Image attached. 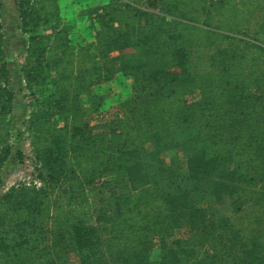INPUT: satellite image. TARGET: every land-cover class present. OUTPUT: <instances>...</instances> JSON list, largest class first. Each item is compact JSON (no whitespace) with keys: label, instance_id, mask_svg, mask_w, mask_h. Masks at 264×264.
I'll list each match as a JSON object with an SVG mask.
<instances>
[{"label":"trees","instance_id":"trees-1","mask_svg":"<svg viewBox=\"0 0 264 264\" xmlns=\"http://www.w3.org/2000/svg\"><path fill=\"white\" fill-rule=\"evenodd\" d=\"M16 11L41 185L0 195V264H264V0H109L81 9L77 42L58 0ZM3 39L0 21V127L14 100ZM192 50L207 52L199 72ZM121 77L131 95L104 108L93 90ZM171 150L208 183L205 207L150 183Z\"/></svg>","mask_w":264,"mask_h":264},{"label":"rangeland","instance_id":"rangeland-1","mask_svg":"<svg viewBox=\"0 0 264 264\" xmlns=\"http://www.w3.org/2000/svg\"><path fill=\"white\" fill-rule=\"evenodd\" d=\"M61 6L63 19L68 21L76 19L75 12L81 11V8L89 1L97 0H58ZM93 1V2H92ZM106 3L109 0H101ZM2 4L1 25L3 29V46L8 61V67L11 73L10 88L14 92V100L12 102V110L7 122L0 127V146H7L10 155L1 168V170H12L11 175L5 174L0 177V187L3 184L4 189L10 188L12 185L22 183L27 178L26 163L24 156L26 145L29 142V133L27 131V116L29 112V99L25 95L23 89L22 77L19 72V65L25 48L26 37L21 35L18 29L16 0H0ZM80 9H79V8ZM93 7V6H92ZM83 9V8H82ZM78 17V15H77ZM64 19V20H65ZM79 28V32L77 31ZM80 31H86L83 23L74 26L72 39L79 41L84 39V35ZM207 52L202 50H192L188 55V68L191 72H199L206 66ZM132 83L129 78H116L105 82L103 85L95 88L93 94L101 96L104 108L114 106L119 100L128 98L131 95ZM83 105H88V97L81 98ZM148 150H146L147 152ZM177 151H166L162 154L168 169L164 171V176H158L157 169L148 170L150 183L159 186L168 185V191L177 194H185L188 204L191 207H205L210 200V188L205 181H192L187 179L182 170L177 169V165L182 160ZM234 166L230 167L233 168ZM225 171V170H223ZM6 181V182H5ZM6 189V190H7ZM4 190V191H6ZM221 215L229 216L227 206L219 207ZM213 247L207 246L205 254H210ZM152 263H160L161 252L157 248H153L150 252Z\"/></svg>","mask_w":264,"mask_h":264},{"label":"built area","instance_id":"built-area-1","mask_svg":"<svg viewBox=\"0 0 264 264\" xmlns=\"http://www.w3.org/2000/svg\"><path fill=\"white\" fill-rule=\"evenodd\" d=\"M24 156L26 157L25 163H26V172H27V178L22 180V184L25 185H34L36 187H40L41 183L37 178V174L34 170V167L32 165V154L30 151V146L29 144L26 145Z\"/></svg>","mask_w":264,"mask_h":264},{"label":"crops","instance_id":"crops-1","mask_svg":"<svg viewBox=\"0 0 264 264\" xmlns=\"http://www.w3.org/2000/svg\"><path fill=\"white\" fill-rule=\"evenodd\" d=\"M93 2V1H92ZM108 2V1H107ZM106 2V3H107ZM105 4V3H104ZM99 5H103V2L101 1V0H97V1H95V2H93V4L89 1V3H86L85 5H83L82 6V8H84L85 6H88V7H94V6H99ZM79 8V7H78ZM81 8V9H82ZM80 9V8H79ZM79 12L80 11H78V13H77V11L75 12V15L74 16H76V19H75V21L76 22H74V20H72V21H68V20H66L65 18V22L66 23H68L69 25H72V26H76L77 24H81V23H83L84 25H85V27H87V23L84 21V19L83 18H81V17H79ZM77 15H78V17H77ZM77 31L79 32V28H77ZM80 34H83V35H85V34H88V31H84V32H82V31H80ZM90 35V34H89ZM80 41V40H79ZM11 171L12 170H0V177L3 175H5V174H7V175H11ZM6 182V181H5ZM4 185L3 184H1V187H0V195L2 194V193H4L5 191L4 190H6V189H4V187H3Z\"/></svg>","mask_w":264,"mask_h":264}]
</instances>
